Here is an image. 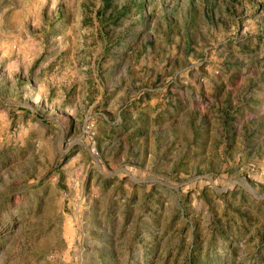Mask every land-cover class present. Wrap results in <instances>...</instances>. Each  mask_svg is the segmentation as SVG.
Instances as JSON below:
<instances>
[{"label": "rangeland", "instance_id": "obj_1", "mask_svg": "<svg viewBox=\"0 0 264 264\" xmlns=\"http://www.w3.org/2000/svg\"><path fill=\"white\" fill-rule=\"evenodd\" d=\"M0 264H264V0H0Z\"/></svg>", "mask_w": 264, "mask_h": 264}]
</instances>
